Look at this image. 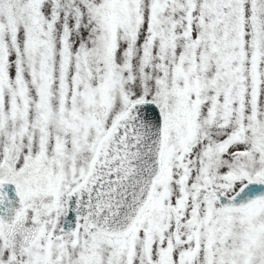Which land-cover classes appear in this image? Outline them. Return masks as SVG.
<instances>
[{"label": "snow or ice", "instance_id": "1", "mask_svg": "<svg viewBox=\"0 0 264 264\" xmlns=\"http://www.w3.org/2000/svg\"><path fill=\"white\" fill-rule=\"evenodd\" d=\"M0 264H264V0H0Z\"/></svg>", "mask_w": 264, "mask_h": 264}]
</instances>
